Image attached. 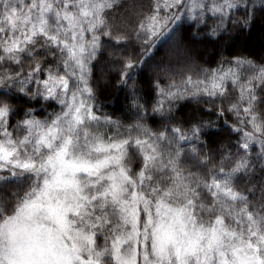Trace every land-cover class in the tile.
I'll list each match as a JSON object with an SVG mask.
<instances>
[{
	"label": "snow or ice",
	"instance_id": "1",
	"mask_svg": "<svg viewBox=\"0 0 264 264\" xmlns=\"http://www.w3.org/2000/svg\"><path fill=\"white\" fill-rule=\"evenodd\" d=\"M258 17L264 0H0V264H264V48L150 93L133 71L181 22L223 41Z\"/></svg>",
	"mask_w": 264,
	"mask_h": 264
},
{
	"label": "trees",
	"instance_id": "2",
	"mask_svg": "<svg viewBox=\"0 0 264 264\" xmlns=\"http://www.w3.org/2000/svg\"><path fill=\"white\" fill-rule=\"evenodd\" d=\"M191 21L181 22L179 26H173V30L165 33L157 39L147 63L141 68L134 69L137 79L141 82L143 90L150 93L149 83L153 77L159 76L167 79L171 74L185 70L186 66L195 61L197 64H207L219 58L221 52L227 56L233 52L258 53L264 48V20L257 18L249 29L231 33V39L227 37L222 41L218 38L205 39L194 35L196 28ZM212 66H215L212 63ZM127 89L108 87L98 94L104 109L109 112H119L125 102ZM214 135L227 136V125ZM235 140V134H232Z\"/></svg>",
	"mask_w": 264,
	"mask_h": 264
}]
</instances>
